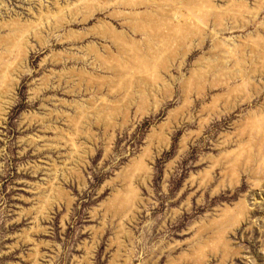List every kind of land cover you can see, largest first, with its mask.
I'll return each instance as SVG.
<instances>
[{"label": "rangeland", "instance_id": "rangeland-1", "mask_svg": "<svg viewBox=\"0 0 264 264\" xmlns=\"http://www.w3.org/2000/svg\"><path fill=\"white\" fill-rule=\"evenodd\" d=\"M0 264H264V0H0Z\"/></svg>", "mask_w": 264, "mask_h": 264}, {"label": "bare ground", "instance_id": "bare-ground-1", "mask_svg": "<svg viewBox=\"0 0 264 264\" xmlns=\"http://www.w3.org/2000/svg\"><path fill=\"white\" fill-rule=\"evenodd\" d=\"M134 49H136V48H134ZM89 79V78H88ZM83 80V79H82ZM131 191H133V190H131ZM127 201V200H126Z\"/></svg>", "mask_w": 264, "mask_h": 264}]
</instances>
